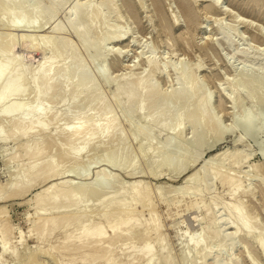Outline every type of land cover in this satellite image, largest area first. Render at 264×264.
I'll return each mask as SVG.
<instances>
[{"label": "rangeland", "instance_id": "374dc122", "mask_svg": "<svg viewBox=\"0 0 264 264\" xmlns=\"http://www.w3.org/2000/svg\"><path fill=\"white\" fill-rule=\"evenodd\" d=\"M29 1L28 7L32 6L30 4L34 5L37 0ZM209 1L211 0H185L195 13L193 22L189 21L180 0H38L41 3L38 4L47 9L54 7L51 5L56 6L61 3L62 6H59L57 16L55 15V18L49 16L51 8L45 11L47 15L38 17L35 23L17 27L9 26L8 11L5 10L7 13H4V10L0 8V38L8 39H0L1 44L3 43L7 47L14 46L15 55L28 71L27 77H23L24 95L19 96L21 97L19 101L16 97L9 103L7 102V105L24 101L29 105L28 110H33V107H36L41 100L40 104L48 105L50 108V113L44 115L45 117L41 120L48 126V130L44 134L30 130L26 135L24 131L17 130L20 129L21 123L19 125L17 121L12 120V118L20 120V117L14 116L8 119L0 114V128L8 137L6 141L1 140L0 143V197L2 198H0V234L4 233L6 236L8 234L10 250V254L3 260L1 259L3 255L0 256V262L2 261L4 264H147L148 257H143L142 260L140 254L136 255V250L144 248L147 244H154L156 256L154 255L150 259L151 261H148L150 264L151 262L155 264L156 261V264H167V260L172 261L170 264H264V250L259 244L261 237V240H264V82H260L262 79L264 80V39L262 38L264 0H217L219 7L229 13L225 15L221 11L211 13L208 8ZM53 2L54 4H51ZM38 4L36 3V6ZM75 4L82 5L79 17L86 11L98 10L100 13L94 29L89 34L90 43L95 42L98 44L97 46L102 45L101 41L106 32H112L111 39L102 47L100 46L101 48L95 44L96 47L94 46L92 51L88 52L78 35L72 31L71 22L68 24L67 12ZM46 8L44 9L46 10ZM45 16L46 18H44ZM240 21H243L242 25L239 24ZM57 25H64L63 30L65 31L53 34V28ZM26 36L29 37L30 42L23 41V37ZM52 36L55 37L56 46H64L62 44L65 42L72 46L75 50L73 51L74 55H64L53 60L52 50L42 47L45 40ZM118 36H125L124 41L117 43ZM259 37H261L260 40H258ZM3 44L0 46L5 47ZM261 44L263 45L261 46ZM39 46L42 50L39 49ZM7 47L5 50H3L4 48L1 50L6 51L7 49V54L11 55V47H9L10 49ZM115 51L120 56L118 65L114 64ZM45 59L46 62L52 59L59 67L55 78L58 81L57 84L54 81L52 87L50 85L45 87V92L40 93L42 96H38L39 101H37L38 98L33 91L36 83L33 85L32 77L34 71H37ZM150 60L156 64L155 71L153 68L151 69ZM79 65L83 66V71L78 73ZM46 66L49 67V65ZM102 69L105 70L104 76L100 74ZM75 73L77 75L75 85L78 83V88L84 84L86 77L93 79L92 84H94L91 85V88L89 87L91 89L88 90L89 93H83L84 95L82 94L77 103H72L71 98L75 93L76 86L71 87L70 85L69 87L67 77L71 74L75 75ZM141 77L144 78L143 85L145 84V86L151 79L150 81L157 86V90L159 89L158 93L161 97L158 96L161 100L164 99L162 98L164 94L168 97L171 95V99L168 98V100L170 99L169 105L172 111L166 117L161 118V116L153 114L157 118H151L150 115L153 112L150 108L160 104L157 99L144 104L143 108L145 105L147 107L137 112L138 101L131 104L127 102V97L122 96L120 99L114 97L119 87L134 82V80L137 81ZM244 77L251 78L252 82H248V84L250 83L252 86L243 81ZM79 78L83 81L82 83ZM257 79L260 80V84ZM193 80L196 82L193 83ZM61 82L64 83L59 84L60 87L54 88V85L57 87ZM256 82L258 86L255 84ZM185 83L190 84L191 88H196L195 90L193 88L191 96L189 94L190 97L182 101L172 99L176 92L183 89ZM63 85H66L64 86V89L66 88L64 95ZM1 88L0 93L5 91ZM46 92L53 94L48 93L51 94L48 95ZM97 94L100 101L94 99ZM197 94H199L198 97ZM91 95L92 100H90ZM50 96H54V98L50 99ZM197 101L199 105H205L203 109L206 117L204 115L205 118L202 122L199 121L198 124L193 125L187 120L190 116L195 119L199 117L200 107ZM11 104L9 106H12ZM104 104L109 108V115L114 119L115 127L113 126L107 137H105L106 134L102 135L98 138L99 140L95 139L90 143L84 152L81 151V153L83 152L80 153L81 155L77 154L76 151L84 143V137L91 131L93 125L91 127V124H87L85 131L82 130V132H89L84 133L85 135L82 134L83 137L79 136L80 138L78 137L76 141L68 139L70 128L80 123L79 121L85 117L84 115L98 118L96 124L103 126L105 118H107L102 111ZM181 110L182 113L179 115L181 119L177 116L178 120L175 115H178ZM55 116L58 118L56 121L52 119ZM148 116L151 119L147 118ZM243 116L244 119L247 118L246 121L244 120L245 122L252 124L250 129L246 128L245 130L243 127L242 122L244 121L241 122ZM149 120H152L153 124H149L152 123ZM27 122L24 124L27 125L26 127L32 126L30 125L31 120ZM33 123L34 121L31 124ZM215 124L218 125V129ZM166 125L167 128H165ZM237 125H240L243 130ZM174 126L180 127L176 131ZM144 127L145 129L142 130ZM259 127L262 131H259ZM141 130L142 133H138ZM195 134L196 136H194ZM240 139L241 142H239ZM39 148L44 152L41 153L42 157L40 158L42 159L37 162V167H40L44 175L48 174V179L41 170H39L41 173L37 170L39 173L36 176L41 174L40 176L44 177H33L28 182L25 173L34 164L33 156L36 155ZM66 149L69 151L67 153L69 155H62ZM185 149L189 150V154ZM166 151L171 153L168 154ZM186 154L188 155L185 158ZM171 155L173 156L171 157ZM14 156H16L15 159H13ZM110 156L116 159L113 165L105 162V159ZM181 156L185 162L178 160L181 159ZM164 158L171 162L168 166V161L166 160L167 163H165ZM186 161H189L187 166L185 165ZM163 162L167 166H164V169L160 165ZM54 163L58 164V168L55 177L50 176L51 179H49L50 166L48 165ZM205 166L208 168H206L207 170H203ZM181 167L183 169L180 170ZM218 168H221L219 170L222 172L223 178L234 179L235 177L236 180L234 179L230 185H223L221 180L211 177V175L214 176ZM75 169L77 170L75 171ZM204 171L205 173L207 171L208 174L206 173L207 177L202 183L203 186L201 184L203 194L199 193L198 195L195 190L199 185V180L197 179L196 184V178L202 177ZM15 174L17 178L20 177L17 179ZM192 175L199 176H195L194 180ZM107 177L111 179V184L104 189L100 186L99 181ZM189 177L188 180L191 183L182 192L181 187ZM259 178L263 181H260ZM12 179L21 182L18 187L21 191L20 194L18 192L20 197L18 194L10 196L11 193L8 192V188L12 186L11 182L15 183ZM26 182L29 184L27 185ZM23 183L28 186L27 190L23 189ZM7 184H10L9 187ZM66 184L70 185L67 187L70 190L65 187ZM53 185L58 186L59 189L57 188L56 193H59L60 197L66 192L70 194L80 188L84 189L81 192L78 191L81 193L79 196L78 192L76 193L79 198L76 196L78 200L75 199V203L69 196H65L59 198V200L61 199L57 203L59 206L47 204L37 210L38 203L43 199V191ZM239 185L242 189L236 194V197H231V190ZM134 186H137V191L142 192L144 189V195L147 192V196H143L144 199L142 197L141 204L134 202L132 209L135 210V218L134 213L130 211H127V214L122 217L118 206L120 208L127 207V209L130 207L129 210H131L130 201L132 199L129 196H132L130 195L132 190L136 191ZM10 188L9 191L13 190ZM21 188L23 191L26 190L23 194ZM111 198L115 202L113 208L112 204H109ZM140 198L136 201L142 200ZM146 198L148 199L145 200ZM103 201L107 204L105 207L109 205L110 209L112 208L111 210L109 207V210L102 208L103 211L107 210L108 215L106 213L103 215L104 212L100 209V206L104 204ZM108 201L109 203H107ZM238 201L245 204L247 209L245 214L251 215V224L253 228L255 227L253 231L251 226V231L258 238L260 237L259 240L254 235L252 239L235 235L234 237L233 234L231 236V233H235L236 230L225 227L224 219H228L229 216L224 210V206L237 205ZM194 203L198 205L197 209L193 207ZM114 206H116L115 209ZM63 212L70 215L69 219H64L67 221L65 223L59 214ZM128 213L133 214L132 222L136 226H133L132 223L134 228L129 231L119 230L120 233H118L121 236L117 234L118 236L113 237L116 234L108 232L107 240L104 239L101 241L102 243L95 246L91 239L83 240L79 246L76 244L83 223H89L90 228L94 230L107 226L106 224L114 217L125 220ZM102 216L104 217L102 218ZM131 216L130 214V218ZM216 218L219 219V225L217 223L214 228L209 229L211 231L202 235L203 228ZM68 220L69 224H67ZM222 220L223 222H221ZM50 221H56L53 232L49 231L51 230ZM150 222H153L154 227L147 226L148 224L151 226ZM39 224L40 226H38ZM66 224L71 225L70 230L73 231L74 238L69 244L63 245L64 237L67 234L68 226ZM217 226H219V230L222 228L223 233L220 236L215 234ZM42 231L43 233H41ZM146 231L149 232L147 235ZM196 233L201 234V240L204 238L202 242L207 247L205 249L212 252L209 259L205 261L201 260L205 253L201 250L192 252V248L188 244V241L191 243V238ZM110 236L113 238L109 239ZM160 239L163 241L161 242ZM105 241L106 243H104ZM91 246L97 247L93 249ZM205 249L202 250L205 251ZM2 253L4 254L0 245V255ZM167 253L169 256L166 255ZM100 256L102 257L99 258Z\"/></svg>", "mask_w": 264, "mask_h": 264}, {"label": "bare ground", "instance_id": "6f19581e", "mask_svg": "<svg viewBox=\"0 0 264 264\" xmlns=\"http://www.w3.org/2000/svg\"><path fill=\"white\" fill-rule=\"evenodd\" d=\"M28 1L29 0H0V8L2 9V10H4L3 12L4 13H7V12H5V10L6 11H8V14L7 15H9V18H8V16H6L8 19H10V25L9 26H11V27H17V26H21V25H29V24H32V23H35L37 20H38V17H42V16H44V14L45 15H47L46 14V12L45 11H47V10H50L51 8H52V10H51V12H50V14H49V16L51 15V17H56L57 16V13H58V10L60 9L59 8V6L61 7L62 6V4L61 3H63L62 1H61V3L60 4H58V5H51V4H54V2L53 3H51L50 5L51 6H54V7H50V8H46V7H44L43 6V8L41 7L42 5H39V4H41V3H39L38 2V0L36 1V3L38 4V6H36V3L33 5V4H30V5H32V6H29L28 7ZM35 1V0H34ZM40 1V0H39ZM48 1H50V0H48ZM181 1V5H182V7L184 8V10H185V12H186V15H187V17H188V19H189V21L190 22H193L194 21V19H195V13H194V11H193V9L191 8V7H189L188 6V4L185 2V0H180ZM221 1V0H220ZM30 2V1H29ZM210 2V5H209V11L211 12V13H213V12H216V11H221V13L223 12L224 13V15L225 14H229L228 12H227V10H222L223 8H220L219 7V3L217 2V0H211V1H209ZM50 3V2H49ZM35 6V7H34ZM80 6L82 7V5H77V4H75V5H72L70 8H69V10H68V12H67V20L69 21V23L68 24H70V22H71V24L70 25H72L71 27H72V31L76 34V35H78V37H79V40H81V42L85 45V47H86V50L89 52V51H92V49H93V47L95 46V44H96V46L98 45L97 43H93V42H91L92 44H94L93 46H92V44L90 43V38H89V34H90V32L94 29V26H95V22H97L96 20L97 19H99V12H98V10H93V11H86L85 13H82L81 15H80V17H79V11L81 10V8H80ZM32 7V8H31ZM224 7V6H223ZM44 8H46V10L44 9ZM80 8V9H79ZM207 11H208V9H207ZM230 11V10H229ZM231 13H232V11H230ZM49 13V12H48ZM208 13V12H207ZM206 13V14H207ZM219 13V12H218ZM237 14V13H236ZM236 14H234V15H236ZM4 15V14H3ZM56 15V16H55ZM223 15V14H222ZM221 15V16H222ZM212 16V15H211ZM238 16V15H237ZM77 17H79V18H77ZM230 17V16H229ZM44 18H46V16L44 17ZM53 18V19H54ZM235 18V17H234ZM243 18V17H242ZM101 19V18H100ZM40 20V19H39ZM244 20H245V18H244ZM1 21V20H0ZM4 21V20H3ZM236 21V20H235ZM246 21V20H245ZM241 22H243V21H240L239 22V24H243V23H241ZM4 23V22H3ZM38 23V22H37ZM246 23V22H245ZM44 25V24H43ZM65 25V24H64ZM60 26V25H57V26H54V28H53V34H57V33H60V32H62V31H65V30H63V27L65 28V26ZM69 25V26H70ZM178 25V24H177ZM42 26V25H41ZM261 26V25H260ZM70 27V28H71ZM84 27V28H83ZM258 27V26H257ZM260 29V28H259ZM259 32H260V30H259ZM264 32V31H263ZM112 34V32H110V31H108V32H106V34L104 35V38H102V45H105L111 38H110V35ZM261 35H262V33H261ZM27 37V36H26ZM23 37L24 38V40L23 41H25L26 43L27 42H30V39H29V37ZM124 37L125 36H118V38H117V43H121V42H123L124 41ZM31 38V37H30ZM262 38L264 39V33H263V36H262ZM0 39H2V38H0ZM7 39V38H6ZM6 39H2V40H6ZM29 39V40H28ZM261 39V37H259V39L258 40H260ZM8 40V39H7ZM34 40V39H33ZM45 40V39H44ZM44 40H43V42H44ZM229 40V39H228ZM231 40V39H230ZM257 40V41H258ZM31 41H32V39H31ZM42 42V43H43ZM56 40H55V37H48L47 38V40H45V43H43V45H42V47H44L45 49H47V48H50L51 50H52V59L53 60H57V58L59 57H62V56H64V55H70V54H73L74 55V53H73V51H75L74 49H73V47L72 46H70L68 43H64V44H62V45H64V46H59V45H57L56 46ZM261 42H262V40H261ZM6 43V42H5ZM8 43V42H7ZM6 43V44H7ZM11 43V42H10ZM9 43V44H10ZM260 43V42H259ZM3 44V43H2ZM1 44V40H0V45H2ZM12 44V43H11ZM10 44V45H11ZM14 45V44H13ZM37 45V44H36ZM41 45V44H40ZM102 45L100 44L99 46H97V47H102ZM263 44H261V46H262ZM3 46H5V44H3ZM9 46V45H8ZM59 46V47H58ZM95 46V47H96ZM0 47H2V46H0ZM5 47H7V46H5ZM5 47H2L1 49H3V50H5ZM9 47H11V46H9ZM9 47H7V48H9ZM47 47V48H46ZM62 47V48H61ZM100 47V48H101ZM13 48V49H12ZM43 48V49H44ZM0 49V88L2 87L3 89H5V91H3L2 93H0V107H1V109H2V111L0 112V114H1V116L3 115V117L4 116H6V117H8V119H11L12 117H16V116H18V118L20 117V120H18V119H13L12 118V120H15V121H17V124H19L20 125V123H21V126L19 127L20 129H17V130H21L20 132H23L24 131V134H26L27 135V132H29L30 130H36V131H39V134L41 133V134H44V133H46L47 132V128H48V126H46L44 123H42V121L41 120H43L42 118L43 117H45L46 116V114H48V113H50V108H49V106L48 105H43V104H40L41 103V100L39 101V98H38V96H40L41 94V92L42 91H44V88L45 87H47L48 85H50V87H52L51 85H52V83L54 82V81H56L55 80V78H56V76H57V71H58V68L59 67H57V65H55V62H53L52 61V59H51V61H48L47 60V62H46V59L44 60V62L43 63H41V65L37 68V71H34L33 73V77H32V79H33V85H34V83H36V85L34 86L35 88V90L33 89V91H34V95H36L37 96V101H39L38 102V105L36 106V107H33L34 109L32 110L31 108V110H28V108H29V105L28 104H25L24 103V101L23 102H19V103H13V105L12 106H9V105H7V102L9 103L12 99L14 100L16 97L18 98V101H19V98H21L24 94V79H23V77L24 76H26L27 77V70H26V68H25V66L23 65V63L19 60V58L15 55V49H14V46L13 47H11V55L10 54H7V49H6V51H3V50H1ZM10 49V48H9ZM9 49H8V51H9ZM39 49H40V46H39ZM38 49V50H39ZM40 50H42V48L40 49ZM118 51H119V49H118ZM117 51H115L114 53H116ZM241 52V51H240ZM9 53H10V51H9ZM91 53V52H90ZM112 53V52H111ZM111 53H109V54H111ZM113 53V54H114ZM123 53V52H122ZM122 53H121V55H122ZM242 53V52H241ZM112 54V55H113ZM245 54V53H244ZM71 56V55H70ZM118 59H120V56L116 53L115 54V63L114 64H116V65H118L119 64V61L120 60H118ZM117 61V62H116ZM118 63V64H117ZM121 63V62H120ZM154 63V64H153ZM149 64L152 66L151 67V69L153 68L154 69V71H155V67H156V64H155V62H153V60L151 61H149ZM46 65H49V67L48 66H46ZM64 66V65H63ZM67 66V65H66ZM45 67V68H44ZM65 67V66H64ZM116 67V66H115ZM118 67V66H117ZM122 67V66H121ZM62 68V67H61ZM44 69H46L45 71H44ZM48 69V70H47ZM77 71H78V73L79 72H81V71H83V66L82 65H79L78 67H77ZM63 70V69H62ZM66 70V69H65ZM77 71H76V73H77ZM159 71V70H158ZM59 73V72H58ZM76 73H75V75H73V74H71L69 77H67L68 78V84H69V87H70V85H71V87L73 86V85H75V83H76V78H77V75H76ZM56 74V75H55ZM100 74L102 75V76H104L105 75V70L104 69H102L101 71H100ZM184 75V74H183ZM79 77V76H78ZM183 77V76H182ZM246 79V81H245V79ZM242 80L246 83V84H248V82H252L251 81V78H246V77H244ZM26 79V78H25ZM80 79V78H79ZM250 79V80H249ZM252 79H254V78H252ZM260 79V78H259ZM259 79H257V81H258V83H259ZM31 80V79H30ZM81 80V79H80ZM151 80V79H150ZM149 80V82L146 84V86H145V84L143 85V81H144V78H139L137 81H135L134 80V82L132 81V82H129L127 85H124V86H121V87H119V89L117 90V92L115 93V98L116 99H120V97L122 98V96H124L127 100V102H130L131 104H134V103H136L137 101V104H138V108H137V112H140V111H142V108H143V105L144 104H146V103H150L152 100H156L157 99V102H158V100L160 101V104L158 103L157 105H155L153 108L151 107H149L150 109H151V112H153V113H151L152 115L154 114H156V115H158L159 117L161 116V118H164V116L166 117L169 113H171V111H172V109H171V106L169 105V100L171 99V95H169V97L166 95V94H164V97H162V98H164L163 100H161L160 98H159V96H160V94L158 93V90H157V86L156 85H154V83L152 82V81H150ZM6 81H8V82H6ZM58 81V80H57ZM57 81L55 82L56 84H57ZM65 81H67V79H65ZM64 81V82H65ZM92 81H93V79H91L90 77H86V79H84V84L83 85H81L80 86V83H79V88H78V83L75 85L76 87V90H75V88H74V95L72 96V98H71V102L72 103H77V101H78V99H80V97L82 96V94L83 93H86V92H88V90L91 88V85L93 86V84H92ZM194 81L195 80H193V83H194ZM253 81H255V80H253ZM64 82H61V83H58V85H57V87H55V85H54V88H58V86L60 87L61 85H59V84H62V83H64ZM83 81L81 80V83H82ZM94 82V81H93ZM196 82V81H195ZM260 82H264V80L262 79ZM4 83H7V84H5L4 85ZM65 84H67V83H65ZM192 84V83H191ZM250 84V83H249ZM248 84V85H249ZM253 85H254V83H252ZM256 85H257V82L255 83ZM260 84V83H259ZM262 84V83H261ZM264 84V83H263ZM7 85V86H6ZM242 85H244L245 86V84H243L242 83ZM251 85V84H250ZM64 86H66V85H63V95H64V92H65V90H66V88L64 89ZM68 86V85H67ZM247 86V85H246ZM252 86V85H251ZM258 86V85H257ZM49 87V86H48ZM90 87V88H89ZM193 87V86H192ZM1 88V90H3ZM93 88V87H92ZM194 88V87H193ZM193 88H191V85L189 84L188 85V83H185V86L183 87V89L182 90H180V91H178V92H176L175 94H174V98H172V99H174V100H183V99H187V97H190L191 96V92H192V90H193ZM48 89V88H47ZM52 89V88H51ZM196 88H194V90H195ZM26 90V89H25ZM45 90H46V88H45ZM61 90H62V88H61ZM91 90V89H90ZM50 91V90H49ZM1 92V91H0ZM45 92V91H44ZM62 92V91H61ZM90 92V91H89ZM88 92V93H89ZM160 92V91H159ZM47 93V92H46ZM48 93H52V92H48ZM47 93V94H48ZM254 93V92H253ZM253 93H252V95H253ZM53 94V93H52ZM189 94H190V96H189ZM193 94H195V93H193ZM48 95H51V94H48ZM84 95V94H83ZM159 95V96H158ZM196 95V94H195ZM198 95L199 94H197V97H198ZM19 96H21V97H19ZM42 96V95H41ZM56 96V95H55ZM163 96V95H162ZM167 97V99H166V97ZM54 98V96H50V99L51 98ZM161 97V96H160ZM193 97V96H192ZM250 97H252L251 95H250ZM36 98V97H35ZM41 98V97H40ZM168 98H170L169 100H168ZM94 99H95V101H97V100H99L100 99V97H99V95L97 94L95 97H94ZM190 99V98H189ZM195 99H197V98H195ZM194 99V100H195ZM90 100H92V95H91V99ZM168 100V101H167ZM191 101H193L192 99H190ZM198 100V99H197ZM17 101V102H18ZM100 101V100H99ZM163 103H162V102ZM186 101V100H185ZM190 101V102H191ZM65 102H66V100H65ZM90 102H92V101H90ZM167 102V103H166ZM198 102V101H197ZM208 102V104H209V102H210V99L207 101ZM93 103V102H92ZM194 103H196V102H194ZM264 103V102H263ZM90 105H91V103H89ZM200 104H204V103H200ZM28 105V106H27ZM76 105V104H75ZM106 104H104V105H102L103 107H102V111H103V113L104 114H106V116H107V118H105V123H104V125L102 126V128H100L101 126H99L98 125V123L96 124V120L98 119H96L95 117H93V116H87V115H84V116H82V117H84V118H81V121H79L80 123H76L77 125H74V127L71 129L70 128V133H69V137H68V139L71 141H76L77 139H78V137L80 136V137H83L82 136V134H86V132H89V131H86V132H82V130L83 131H85V128H86V125L87 124H91V127H92V125H93V127L91 128V131L89 132V133H87V135H85V139H84V143L82 144V146L76 151L77 152V154L79 153H81V151H83L84 152V150L85 149H87L88 148V146H89V144L90 143H92L95 139L96 140H99L98 138H100L102 135H104V134H106V136L105 137H107V135L109 134V132L111 131V129L113 128V126H114V123L115 122H113V120L114 119H112V117L109 115L110 114V111H109V108H107V106H105ZM198 105H199V102H198ZM187 106V105H186ZM203 106H205V105H199V109H200V114H199V117H197L196 119L195 118H193V117H189L188 118V123H192L193 125L194 124H196L197 122L199 123V121L200 122H202L204 119L203 118H205L206 117V113L204 112L205 110L203 109ZM145 107H147L146 105H145ZM144 107V108H145ZM144 108H143V110H144ZM187 108V107H186ZM0 109V110H1ZM148 109V108H147ZM48 110H49V112H48ZM149 110V109H148ZM150 111V110H149ZM132 112V111H131ZM128 113V112H127ZM133 113V112H132ZM179 114L177 115H175L176 117L178 116L180 119H181V117L179 116L181 113H182V110L181 111H179L178 112ZM205 113V114H204ZM45 115V116H44ZM128 115V114H127ZM152 115H150L151 116V118L152 117H154V115L152 116ZM204 115H205V117H204ZM263 115V114H262ZM87 116V117H86ZM163 116V117H162ZM11 117V118H10ZM143 117V116H142ZM177 117V118H178ZM147 118H150L149 116L147 117ZM146 118V119H147ZM150 118V119H151ZM155 118V117H154ZM154 118H153V120H154ZM157 118V117H156ZM155 118V119H156ZM179 118H178V120H179ZM52 119H54L55 121H56V119H58V118H56V116H55V118H52ZM51 119V120H52ZM159 119V118H158ZM247 119V118H246ZM246 119H244V116H243V120H241V122L242 121H246ZM29 120H31V123H32V121H34V123L33 124H31L30 123V125H32V126H29V127H26L24 124H25V122L26 123H28L27 121H29ZM162 120V119H161ZM209 120V119H208ZM53 121V120H52ZM98 121V120H97ZM147 121V120H146ZM145 121V122H146ZM152 121V120H151ZM150 120H149V122H151ZM242 122L243 123V127L245 128V130H246V128L248 129L251 125L249 124V123H247V122ZM248 121H249V119H248ZM19 122V123H18ZM54 122V121H53ZM58 122V121H57ZM148 122V123H149ZM154 122H156L155 120H154ZM159 122V121H158ZM176 122V121H175ZM179 122V121H178ZM241 122H240V124H241ZM161 123V122H160ZM180 123H182V122H180ZM197 123V124H198ZM252 123V122H251ZM149 124H153V121H152V123H149ZM148 124V125H149ZM155 124V123H154ZM175 125L177 124V123H174ZM174 124H171L172 126L174 125ZM179 124V123H178ZM98 125V126H97ZM146 125H147V123H146ZM145 125V126H146ZM157 125V124H156ZM164 125H165V123H164ZM217 124H215V126H216ZM261 125V124H260ZM171 126V127H172ZM238 127H240L241 128V126L240 125H237ZM115 127V126H114ZM178 127H180V126H174L173 128L177 131V129H178ZM217 127V129H218V125L216 126ZM216 127H214V128H216ZM257 127V126H256ZM263 127V126H262ZM165 128H167V125H166V127ZM260 128V127H259ZM258 128V129H259ZM1 129V128H0ZM67 128H65V130H66ZM143 129H145V127L144 128H142V130ZM148 129V128H147ZM168 129H170L171 130V128H168ZM167 129V130H168ZM242 129V128H241ZM250 129V128H249ZM142 130L140 131V132H138V133H142ZM173 130V129H172ZM243 130V129H242ZM66 131H68V130H66ZM145 131V130H144ZM259 131H262L261 130V128L259 129ZM61 132H63V131H61ZM60 132V133H61ZM65 134H66V132H64ZM137 133V134H138ZM143 133H145V132H143ZM147 133V132H146ZM143 135V134H142ZM7 135L5 134L4 135V130H0V143H1V140H7L8 139V137H6ZM194 136H196V134L194 135ZM79 137V138H80ZM67 138V137H66ZM136 139H137V137H136ZM140 139V138H139ZM138 139V140H139ZM68 140V141H69ZM101 140V139H100ZM4 142V141H3ZM239 142H241V139L239 140ZM121 143V142H120ZM174 144V143H173ZM27 145V144H26ZM122 145V144H121ZM40 148H42V147H40ZM40 148H39V150L36 152V155H34L33 157H34V160H35V162L33 161V165L29 168V170H27V172L25 173V175L27 176V178H28V182H29V180L30 179H32L33 177H36V178H40V177H44V176H47L48 174H46V175H44L43 174V172H42V170L40 169V167H37V162H39L40 160L39 159H42V158H40V157H42V155H41V153L42 152H44L43 151V149H41L40 150ZM163 149V148H162ZM190 149V148H189ZM186 150V149H185ZM154 151H155V149H154ZM164 151V150H163ZM170 151V150H169ZM172 151V150H171ZM189 150L187 149L186 150V152L189 154V152H188ZM69 151H67V149L66 150H64V153H62V155H65L66 156V154L68 153ZM75 152V153H76ZM82 152V153H83ZM167 152V151H166ZM173 152V151H172ZM185 152V151H184ZM183 152V153H184ZM28 153V152H27ZM81 153V154H82ZM162 153V152H161ZM168 154L169 153H171V152H167ZM80 154V155H81ZM164 154V153H163ZM188 154H186V156H185V158L187 157V155ZM201 154V153H200ZM199 154V155H200ZM67 155H69V154H67ZM166 155V154H165ZM180 155V154H179ZM183 155H185V154H183ZM75 157H78V156H76V155H74ZM173 155H171V157H172ZM15 157L16 156H14V158L13 159H15ZM73 157V156H72ZM163 157V156H162ZM166 157V156H165ZM169 157V156H168ZM167 158V157H166ZM176 158V157H175ZM196 158V157H195ZM197 158H200V156H197ZM235 158V157H234ZM12 159V160H13ZM74 159V158H73ZM165 159V158H164ZM170 159V158H169ZM177 159V158H176ZM78 160V159H77ZM114 160H116L115 159V157H113V156H110L108 159H105V162L107 161L108 163H110V164H114ZM167 159H165V160H163V161H165V163H167V161H166ZM178 160H182V161H184L185 162V160H183L182 159V156H181V159H178ZM177 160V161H178ZM196 160H198V159H196ZM172 161V160H171ZM232 161H233V159H232ZM176 162V161H175ZM181 162V161H180ZM179 162V163H180ZM187 163L185 164L186 166H187V164L189 163V161H186ZM164 162L163 163H161L160 165H161V168L162 169H164L163 167L166 165ZM169 163H171V162H169L168 161V163H167V166H168V164ZM178 163V164H179ZM175 164V163H174ZM181 165V164H180ZM180 165H179V167H180ZM183 165H184V163H183ZM182 165V166H183ZM39 166V165H38ZM42 166V165H41ZM48 166H50V168H49V171H48V173H49V179H51V177H53L54 175H55V173H56V171H57V168H58V164H56V163H54L53 165H48ZM167 166H165V167H167ZM176 166V165H175ZM186 166H184L185 168H187ZM177 167H178V165H177ZM189 167V166H188ZM209 167V166H208ZM220 167H222L221 165H220ZM39 168V169H38ZM43 168V167H42ZM45 168H47L46 166H45ZM159 168V167H158ZM207 167L205 166L204 167V169L203 170H207L206 169ZM160 169V168H159ZM181 169H183L182 167L180 168V170ZM221 170V168H218V170L214 173V176H212L211 175V177H214L215 179L217 178V179H219V181L221 180L222 181V183H223V185H230L232 182H233V180L235 179L236 180V178L234 177V179L233 178H230V177H227V178H223V175H222V172L220 171ZM39 170H41V172H42V174L44 175H42V176H40L41 174H39V176H36V175H38L37 173H39L38 171ZM45 170V169H44ZM74 170V169H73ZM77 169H75V171H76ZM177 170H179V168H177ZM40 172V173H41ZM46 172V171H45ZM180 172V171H179ZM209 172V171H208ZM20 173V172H19ZM206 173H207V171H206ZM205 173V171L203 172V176L201 177V176H199V175H197V176H199V177H197L196 175V184H197V182H198V180H199V185L197 186V189L195 190V191H197L198 192V195H199V193H202V186H203V182H204V180H205V178L207 177V174ZM17 174V173H16ZM15 174V175H16ZM210 174V173H209ZM20 175V174H19ZM21 175H22V173H21ZM57 175V174H56ZM202 175V174H201ZM51 176V177H50ZM193 176V175H192ZM195 176H193L194 177V180H195ZM209 176V175H208ZM20 177V176H19ZM18 177V178H19ZM55 177V176H54ZM53 177V178H54ZM193 177L191 178V180L193 179ZM201 177V178H200ZM210 177V176H209ZM208 177V178H209ZM257 177H258V175H257ZM14 178V177H13ZM16 178H17V175H16ZM17 178V179H18ZM256 178V177H255ZM47 179H48V176H47ZM188 179H190V177L189 178H187V180L186 181H184L185 182V184L183 183V186L181 187V189L183 190V189H185L187 186H188V184L189 183H191V181L190 180H188ZM198 179V180H197ZM260 179V181L262 180L261 178H259ZM12 180H14V179H12ZM20 180V179H19ZM255 180H258V179H255ZM15 181V180H14ZM21 181H23V180H21ZM31 181V180H30ZM193 181V180H192ZM259 181V180H258ZM263 181V180H262ZM16 183V184H15ZM15 183H13V182H11V184H12V186H11V188L9 187V185L7 186V187H9L10 189H13V190H11V191H9V188H8V192H9V194H10V196H15V195H17L18 194V192H19V194L21 193V191H20V188H18L19 187V184L21 183V182H16L15 181ZM238 183V182H237ZM24 184V183H23ZM22 184V187H23V189L25 188H28V186H26L25 184V187H24V185ZM26 184H27V182H26ZM29 184V183H28ZM27 184V185H28ZM56 184V183H55ZM60 184V183H59ZM70 184V183H69ZM69 184H66L65 185V187L67 188L68 186H70ZM99 184H100V186L102 187V188H104V189H106V188H108L109 187V185L111 184V179L109 178V177H107V178H105L104 180H101V181H99ZM201 184H202V186H201ZM236 184V183H235ZM136 185V184H135ZM234 185V184H233ZM204 186H205V184H204ZM232 186V185H231ZM135 187V186H134ZM3 188V187H2ZM57 188H58V186H56V185H53V186H50V187H48L46 190H44L43 191V199L38 203V205H37V210H39V209H41L42 207H44L45 205H47V204H51V205H56L60 200H59V198H61V197H65V196H69L70 197V199L72 200V201H74V203H75V199H77V197L79 196V194H81V193H79L78 191H82L84 188H80L79 190H77V191H75V192H73V193H68V192H66V193H64L63 194V196H61L60 197V195L58 196V194L59 193H56V190H57ZM133 188V187H132ZM137 188V186L135 187V189ZM139 188H140V186H139ZM144 188V187H143ZM161 188V187H160ZM19 189V190H18ZM22 189V188H21ZM23 189H22V191H23ZM59 189V188H58ZM62 189V188H61ZM68 190H70L69 188H67ZM129 189H130V187H129ZM147 189V188H146ZM180 189V190H181ZM242 188H241V185H239V186H237L235 189H233V190H231V193H230V196L231 197H236V194H238V192H240V190H241ZM6 190H7V188H6ZM5 190V191H6ZM27 190V189H26ZM26 190H24V191H26ZM125 190V189H124ZM131 190V189H130ZM138 189H136V191L135 190H132V193L130 194V195H132V196H129V197H131V199L130 198H128V199H130L131 201H130V206H131V210H134V209H132V206H134L133 204H134V202L136 203H139V204H141V201L143 202V199H144V197H145V195L147 196V192L145 193V195H144V192H143V190L144 189H142V192L139 190V191H137ZM1 191V190H0ZM24 191L22 192V194L24 193ZM3 192V191H2ZM78 192V196L76 195V193ZM127 192V191H126ZM178 192H180V191H178ZM182 192H184V190L182 191ZM196 192V193H197ZM206 192V191H205ZM26 193V192H25ZM68 193V195H66ZM139 193H142L141 195L139 194ZM181 193V192H180ZM242 194L244 193V192H241ZM18 194V195H19ZM124 194H125V192H124ZM150 194V193H149ZM182 194V193H181ZM203 194V193H202ZM201 194V195H202ZM184 195H186V194H184ZM245 195V194H244ZM3 196V195H2ZM9 196V197H10ZM77 196V197H76ZM141 198H140V197ZM144 196V197H143ZM181 196H183V195H181ZM187 196V195H186ZM195 196V195H194ZM246 196V195H245ZM4 197H6V196H4ZM19 197H20V195H19ZM117 197H118V195H117ZM142 197H143V199H142ZM1 198V197H0ZM7 198V197H6ZM12 198V197H11ZM79 198V197H78ZM138 198H140V199H142V200H139V202L138 201H136V200H138ZM2 199V198H1ZM0 199V200H1ZM8 199V198H7ZM6 199V200H7ZM10 199V198H9ZM113 198H111V199H109V201H111L110 203H109V201L107 202V203H109L110 205L112 204V208H113V203H115V202H113L114 200H115V197H114V200H112ZM117 199V198H116ZM148 198H146L145 200H147ZM184 199H185V197H184ZM63 200V199H62ZM78 200V199H77ZM77 200H76V202H77ZM118 200V199H117ZM116 200V201H117ZM121 200H123V199H121ZM124 201V200H123ZM151 201V200H150ZM178 201V200H177ZM182 201H183V199H182ZM181 200H180V202H182ZM104 202V201H103ZM102 202V203H103ZM79 203V202H78ZM151 203V202H150ZM149 203V204H150ZM174 203V202H173ZM196 203V202H195ZM193 204V207H196V209H197V207H198V205L197 204ZM128 204V205H129ZM143 204V203H142ZM152 204H153V202H152ZM179 204V203H178ZM181 204V203H180ZM179 204V205H180ZM58 205V204H57ZM100 205H101V203H100ZM99 205V206H100ZM105 205L107 206V204L104 202V204H103V206H100L101 208V210H102V212H104L103 213V215L107 212V210H104L103 211V209L102 208H104V209H108V207H109V209H110V206L108 205V207H105ZM127 205V204H126ZM127 205V206H128ZM138 205V204H137ZM175 205V204H174ZM59 206V205H58ZM57 206V207H58ZM60 206H62V205H60ZM78 206V205H77ZM123 206V205H122ZM178 206V205H177ZM64 207V206H63ZM119 207V211L122 213V217H123V215L125 214H127V211L129 212H135V210L134 211H131V210H129L130 209V207H128V209H127V207L126 208H124V207H121L120 208V206H118ZM118 207H117V209H118ZM141 207V206H140ZM143 207V206H142ZM179 207V206H178ZM186 207V206H185ZM190 207V206H189ZM65 208V207H64ZM111 208V209H112ZM116 208V206H114V209ZM135 208H136V206H135ZM180 208V207H179ZM58 209V208H57ZM67 209V208H66ZM99 209V208H98ZM108 209V210H109ZM110 209V210H111ZM169 209L171 210V208L169 207ZM64 210V209H63ZM78 210H80V209H78ZM84 210V209H83ZM82 210V211H83ZM86 210V209H85ZM101 210H99V211H101ZM189 210V209H188ZM224 210L228 213V216H229V218L228 219H224V221H225V223H224V225H226L225 227L227 228V227H229V228H232V229H235L236 230V232L235 233H231V236H232V234H233V236L235 235L236 237H244V238H246V239H252L253 238V235H254V233H253V231L255 230L254 228H253V226H252V222H251V215H249V214H245V211L247 212V209H246V206H245V204L242 202V201H238V203H237V205L235 204V205H225L224 206ZM51 211V210H50ZM56 211V210H55ZM54 211V212H55ZM62 211V210H61ZM137 211V210H136ZM152 212V211H151ZM82 213V212H81ZM99 213V212H98ZM108 213V212H107ZM106 213V215H108ZM118 213V212H117ZM139 213V212H138ZM60 215H61V217L60 216H58V217H60V218H62L61 220H64V219H66V218H68L70 215H68L66 212H63V213H59ZM101 214V213H100ZM130 214L132 215L131 216V218H130ZM128 213V215H129V217L127 218V216L125 217L126 219L125 220H123V219H120V218H116L115 219V217H114V219L112 220L111 219V221L108 223V224H106L107 226H105V227H98V228H96V229H94V230H92L91 228H90V224L89 223H87L86 222V224L85 223H83L84 225L81 227V229H80V232H81V234H80V236L78 237L79 239H77V242H76V244L79 246V244L80 243H82V241L83 240H85V239H91L92 241H93V243H94V246L95 245H97V244H99L101 241H103L104 239H106V236H107V234H108V232L110 233H112V234H116V235H114L113 237H115V236H118L117 234H119L120 232H119V230H123V229H126V230H130V229H132V228H134L133 226H136V224H134L132 221H133V219H132V217H133V214L132 213ZM136 213H134V218L136 217V215H135ZM102 215V214H101ZM116 215V214H115ZM80 216V215H79ZM207 216V215H206ZM82 217V216H81ZM104 216H102V218H103ZM120 217V216H119ZM227 217V216H226ZM56 218H57V216H56ZM84 218V217H83ZM48 219V218H47ZM50 219V218H49ZM69 219V218H68ZM194 219V218H193ZM67 220V219H66ZM66 220H64V223H65V221ZM154 220V219H153ZM218 218H216V219H214V220H212L211 222H209V224H207V226L206 227H204L203 228V233H201L202 235L204 234L205 235V232H208V231H211V230H209V229H212V228H214V226H216L217 225V223H218V225H219V222H218ZM48 221V220H47ZM59 221V220H58ZM109 221V220H108ZM136 221V220H135ZM134 221V222H135ZM62 222V221H61ZM67 222V221H66ZM69 220H68V223L67 224H69ZM137 222V221H136ZM135 222V223H136ZM221 222H223V220L221 221ZM253 222H255V221H253ZM132 223H133V226H132ZM140 223V222H139ZM151 223V222H150ZM201 223V222H200ZM66 224V225H67ZM155 224V223H154ZM254 224V223H253ZM44 225V224H43ZM45 225H46V223H45ZM49 225L51 226V230H49L50 232H53V229L55 228V226H56V221H50L49 222ZM62 225H64V224H62ZM61 225V226H62ZM65 225V226H66ZM100 225V224H99ZM156 225V224H155ZM38 226H40V224L38 225ZM68 227H67V234L65 235V237H64V241H63V245H67V244H69L70 242H72V240H73V238H74V234H73V231H71L70 230V226L71 225H67ZM132 226V227H131ZM139 226H140V224H139ZM147 226H149V227H154L153 226V222L151 223V226L148 224ZM251 226H252V230L253 231H251ZM46 227H47V225H46ZM218 228H216L217 229V231H215V234H216V236H220L223 232H222V228H220V230H219V226H217ZM40 228V227H39ZM38 228V229H39ZM42 228V227H41ZM40 228V229H41ZM43 228H44V226H43ZM46 229V228H45ZM151 229H153V228H151ZM215 229V230H216ZM42 230H44V229H42ZM148 231H149V229H147ZM154 230V229H153ZM224 230V229H223ZM227 230V229H226ZM230 230V229H229ZM257 230V229H256ZM148 231H146V235L150 232H148ZM152 231V230H151ZM199 231V230H198ZM119 232V233H118ZM148 232V233H147ZM258 232V231H257ZM38 233V232H37ZM41 233H43V231L41 232ZM49 233V232H48ZM154 233V232H153ZM158 233V232H157ZM50 234V233H49ZM130 234V233H129ZM201 234H199V233H196V235L193 237V238H191L192 240H191V243H190V241H188V244H190V246H191V248H192V252H197V251H199L200 252V250L203 252V253H205V254H203V256H202V261L204 260H207V259H209V257L211 256V250L209 251V249H205V247L206 246H204L203 245V242H202V240L204 239H202L201 240ZM45 235V234H44ZM120 235V234H119ZM144 235V234H143ZM260 235V234H259ZM7 236H8V234H7ZM7 236L3 233V234H0V245H1V247H2V249H3V252H4V254L2 253L0 256H2L1 257V259L3 260L8 254H10L9 252H10V250H9V248H8V245H9V240H8V238H7ZM38 236H40V235H38ZM46 236V235H45ZM50 236V235H49ZM121 236V235H120ZM123 236V235H122ZM234 236V237H235ZM254 236H256V235H254ZM112 236H110L109 237V239H111V238H113ZM127 237V236H126ZM147 238H148V236H146ZM145 237V238H146ZM155 237V236H154ZM161 237V236H160ZM228 237V236H227ZM234 237L232 238L233 240H234ZM257 237V236H256ZM264 237V236H263ZM41 238V237H40ZM47 238H48V236H47ZM125 238V237H124ZM217 238V237H216ZM231 238V237H230ZM255 238V237H254ZM258 238V237H257ZM39 239V238H38ZM43 239V238H42ZM260 239V237L258 238V240ZM261 239H262V237H261ZM260 239V241H259V244H260V246L262 247L261 249H263L264 250V240L262 241ZM46 240V239H45ZM75 240V239H74ZM107 240V239H106ZM115 240V239H114ZM121 241H122V239H120ZM124 240V239H123ZM150 240V239H149ZM158 240V239H157ZM161 240V242L163 241L162 239H160ZM255 240V239H254ZM42 241V240H41ZM109 241V240H108ZM159 241V240H158ZM111 242V241H110ZM109 242V243H110ZM150 242V241H149ZM160 242V243H161ZM205 242V241H204ZM255 242V241H254ZM256 242H257V240H256ZM102 243V242H101ZM104 243H106V241L104 242ZM158 243V242H157ZM159 243V244H160ZM122 244V243H121ZM126 244V243H125ZM257 244V243H256ZM76 245V246H77ZM123 245V244H122ZM77 246V247H78ZM86 246V245H85ZM89 246H90V244H89ZM94 246H91V247H93V249H95L96 247H94ZM80 248V247H79ZM82 248V247H81ZM108 248V247H107ZM155 245L154 244H147L144 248H142V249H139V250H136L137 252V254L136 255H139L140 254V256H141V259L143 258V257H145V258H147L148 257V259H147V264H150V262H148L151 258H153V256L155 255V253H156V250H155ZM207 248V247H206ZM209 248V247H208ZM91 249V248H90ZM89 249V250H90ZM98 249V248H97ZM101 249H102V247H101ZM101 249H98V250H101ZM109 249V248H108ZM202 249H205V251H203ZM48 250V249H47ZM46 250V251H47ZM78 250V249H77ZM80 250V249H79ZM106 250V249H105ZM197 250V251H196ZM208 250V251H207ZM42 251V250H41ZM59 251V250H58ZM75 251V250H74ZM130 251V250H129ZM132 251V250H131ZM12 252V251H11ZM108 252V251H107ZM44 253V252H43ZM103 253V252H102ZM105 253V252H104ZM123 253V252H122ZM135 253V252H134ZM162 253H163V251H162ZM45 254V253H44ZM201 254V253H200ZM199 254V255H200ZM201 254V255H202ZM46 255H47V253H46ZM50 255V254H49ZM94 255V254H93ZM143 255V256H142ZM163 255V254H162ZM166 255H168V253L166 254ZM12 256H14V255H12ZM16 256V255H15ZM42 256V255H41ZM99 256V255H98ZM98 256H95V257H98ZM156 256V255H155ZM169 256V255H168ZM49 257V256H48ZM102 256H100L99 258H101ZM136 257V256H135ZM167 257V256H166ZM165 257V258H166ZM25 258V257H24ZM98 258V259H99ZM105 258V257H104ZM168 258V257H167ZM26 259V258H25ZM85 259V258H84ZM94 259V258H93ZM157 259V258H156ZM139 260H140V257H139ZM143 260V259H142ZM104 261V260H103ZM105 261H106V259H105ZM112 261V260H111ZM145 261H146V259H145ZM144 261V262H145ZM151 261V260H150ZM168 261V263L167 264H170L171 262H169L170 260H167ZM25 262H26V260H25ZM140 262V261H139ZM113 263V262H112ZM141 263V262H140ZM156 263H157V261H156ZM155 263V264H156ZM188 263V262H187ZM206 263V262H205ZM0 264H4V262L2 263V261L0 262ZM26 264V263H25ZM151 264H152V262H151ZM203 264V263H202ZM228 264V263H227Z\"/></svg>", "mask_w": 264, "mask_h": 264}]
</instances>
